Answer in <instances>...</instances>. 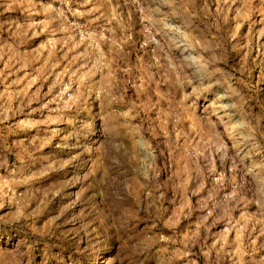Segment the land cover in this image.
Masks as SVG:
<instances>
[{
	"label": "rangeland",
	"instance_id": "rangeland-1",
	"mask_svg": "<svg viewBox=\"0 0 264 264\" xmlns=\"http://www.w3.org/2000/svg\"><path fill=\"white\" fill-rule=\"evenodd\" d=\"M0 264H264V0H0Z\"/></svg>",
	"mask_w": 264,
	"mask_h": 264
},
{
	"label": "built area",
	"instance_id": "built-area-1",
	"mask_svg": "<svg viewBox=\"0 0 264 264\" xmlns=\"http://www.w3.org/2000/svg\"><path fill=\"white\" fill-rule=\"evenodd\" d=\"M208 189H212L213 192L217 191H221L223 189H225V182H224V173L222 172H218V173H213L212 171H210V175L208 177ZM224 196L228 197L229 194L226 193L224 194ZM212 203L216 202V199H211ZM206 214H209L210 209H208V207H206L205 210Z\"/></svg>",
	"mask_w": 264,
	"mask_h": 264
}]
</instances>
